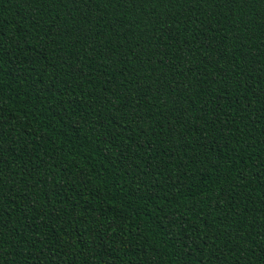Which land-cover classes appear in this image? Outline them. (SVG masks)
Wrapping results in <instances>:
<instances>
[{"label":"trees","instance_id":"obj_1","mask_svg":"<svg viewBox=\"0 0 264 264\" xmlns=\"http://www.w3.org/2000/svg\"><path fill=\"white\" fill-rule=\"evenodd\" d=\"M0 264H264V0H0Z\"/></svg>","mask_w":264,"mask_h":264}]
</instances>
